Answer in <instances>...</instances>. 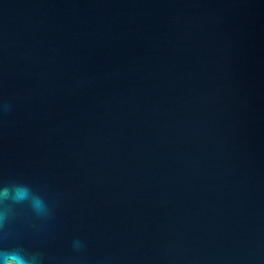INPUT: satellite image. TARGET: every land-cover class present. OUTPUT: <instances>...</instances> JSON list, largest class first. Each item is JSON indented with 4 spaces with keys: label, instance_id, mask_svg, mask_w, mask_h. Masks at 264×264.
Here are the masks:
<instances>
[{
    "label": "water",
    "instance_id": "water-1",
    "mask_svg": "<svg viewBox=\"0 0 264 264\" xmlns=\"http://www.w3.org/2000/svg\"><path fill=\"white\" fill-rule=\"evenodd\" d=\"M0 104V249L264 264V0H0Z\"/></svg>",
    "mask_w": 264,
    "mask_h": 264
},
{
    "label": "clouds",
    "instance_id": "clouds-1",
    "mask_svg": "<svg viewBox=\"0 0 264 264\" xmlns=\"http://www.w3.org/2000/svg\"><path fill=\"white\" fill-rule=\"evenodd\" d=\"M9 104H0V112H8ZM27 204L40 218H50L52 207L45 197L36 192L30 185L11 182L0 185V230L5 229L14 212V206ZM85 242L79 238L72 241V248L76 252L85 249ZM0 264H43L39 253H30L22 247L0 249Z\"/></svg>",
    "mask_w": 264,
    "mask_h": 264
}]
</instances>
